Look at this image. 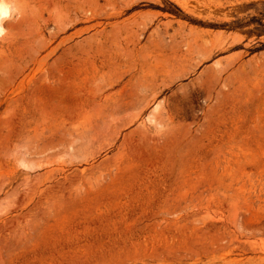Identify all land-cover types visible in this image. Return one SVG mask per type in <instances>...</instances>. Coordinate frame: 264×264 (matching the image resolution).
Masks as SVG:
<instances>
[{
	"label": "rangeland",
	"instance_id": "374dc122",
	"mask_svg": "<svg viewBox=\"0 0 264 264\" xmlns=\"http://www.w3.org/2000/svg\"><path fill=\"white\" fill-rule=\"evenodd\" d=\"M49 1L4 0L0 264H264V0Z\"/></svg>",
	"mask_w": 264,
	"mask_h": 264
},
{
	"label": "clouds",
	"instance_id": "9594fccd",
	"mask_svg": "<svg viewBox=\"0 0 264 264\" xmlns=\"http://www.w3.org/2000/svg\"><path fill=\"white\" fill-rule=\"evenodd\" d=\"M5 13H7V11L4 4V0H0V17L6 16ZM4 35L5 31L2 27H0V37H3Z\"/></svg>",
	"mask_w": 264,
	"mask_h": 264
},
{
	"label": "bare ground",
	"instance_id": "6f19581e",
	"mask_svg": "<svg viewBox=\"0 0 264 264\" xmlns=\"http://www.w3.org/2000/svg\"><path fill=\"white\" fill-rule=\"evenodd\" d=\"M38 1H40V0H38ZM69 3H71V2H73V0H67ZM49 3L50 4H53L52 2H51V0L49 1ZM6 11H7V15L6 16H3V17H0V27H2L1 26V23H2V21L4 20V19H6L8 16H9V11H8V9L6 8Z\"/></svg>",
	"mask_w": 264,
	"mask_h": 264
},
{
	"label": "trees",
	"instance_id": "16d2710c",
	"mask_svg": "<svg viewBox=\"0 0 264 264\" xmlns=\"http://www.w3.org/2000/svg\"><path fill=\"white\" fill-rule=\"evenodd\" d=\"M174 10L178 13V14H181V12L178 10V8H175L174 7ZM264 23L260 25V28H263L262 31L264 30Z\"/></svg>",
	"mask_w": 264,
	"mask_h": 264
},
{
	"label": "snow or ice",
	"instance_id": "6c2138e0",
	"mask_svg": "<svg viewBox=\"0 0 264 264\" xmlns=\"http://www.w3.org/2000/svg\"><path fill=\"white\" fill-rule=\"evenodd\" d=\"M5 15H7V13H5Z\"/></svg>",
	"mask_w": 264,
	"mask_h": 264
}]
</instances>
